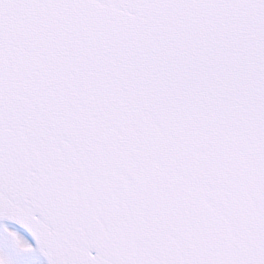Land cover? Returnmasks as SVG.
Instances as JSON below:
<instances>
[{
  "label": "snow or ice",
  "instance_id": "obj_1",
  "mask_svg": "<svg viewBox=\"0 0 264 264\" xmlns=\"http://www.w3.org/2000/svg\"><path fill=\"white\" fill-rule=\"evenodd\" d=\"M0 264H264V0H0Z\"/></svg>",
  "mask_w": 264,
  "mask_h": 264
}]
</instances>
